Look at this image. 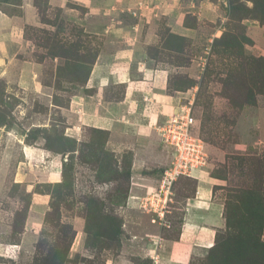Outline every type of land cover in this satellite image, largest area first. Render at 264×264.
<instances>
[{
  "label": "rangeland",
  "instance_id": "rangeland-1",
  "mask_svg": "<svg viewBox=\"0 0 264 264\" xmlns=\"http://www.w3.org/2000/svg\"><path fill=\"white\" fill-rule=\"evenodd\" d=\"M124 46L162 70L163 93L191 101L205 144L208 164L177 179L161 209L197 183L210 191L213 241L190 264H264V0H0V244L18 249L0 264L149 263L129 257L141 250L122 232L127 215L149 224L127 204L140 141L93 107L123 113V85L90 76ZM157 155L140 170L154 185L168 160ZM180 218L166 215L159 235L176 237Z\"/></svg>",
  "mask_w": 264,
  "mask_h": 264
},
{
  "label": "crops",
  "instance_id": "crops-1",
  "mask_svg": "<svg viewBox=\"0 0 264 264\" xmlns=\"http://www.w3.org/2000/svg\"><path fill=\"white\" fill-rule=\"evenodd\" d=\"M131 53L132 48L124 46L108 56L99 54L92 66L90 76L92 81L97 84L100 83V87L112 80H118V84L123 85L122 101L115 103L117 106L124 107L123 113L120 112V116L112 120L110 117H114H112V113L107 108L110 103L99 102L97 105L93 104L94 112H96L95 117L98 120H102V124L106 129L114 128L119 133L133 131L134 138L140 141L134 148L135 159L132 161L131 166L127 204L129 207L136 205L138 208L141 207L147 215L146 218H148L149 224L140 223L137 226V222L134 219L136 216L127 215L125 223L122 225L123 236L124 238H129V246L141 250V252L138 250L139 256L131 254L130 258L147 261L149 262L147 264H190L193 251L206 250L213 241L214 221L208 213L210 209V191L207 198L203 191L198 192L199 187H206L205 183H197L193 196L186 198L178 208L170 206L166 211L160 209L155 211L148 206L143 208L145 199L143 198V202H141L142 197L152 193L159 180H155L154 185V180L148 175H143L140 170L156 164L158 162V153L161 152L165 156L158 136L153 129V121L160 110L163 112L170 110L180 99L163 93L164 83L160 76V71L162 70L159 67H151L142 57L140 59L135 58L133 55L131 56ZM133 64L134 72L138 75L137 79H133L130 76ZM134 94L138 95V99H133ZM142 96H147L150 102L144 103L141 100ZM98 109L100 110L98 111ZM151 131L155 133L156 137H147V135L151 134ZM152 146L155 150L152 149ZM148 147L151 148L154 158L151 157L148 162L136 159L137 153L143 152ZM157 147L160 148V152ZM198 193L203 196H198ZM172 211L179 212L181 217L176 237H161L159 235L160 227H165L166 230L171 228V224L165 222L164 218L166 215H170ZM157 213H160V216ZM129 218L134 225H127L126 220H129ZM134 229H140L141 232L147 234V238L134 233ZM117 264L133 263L131 260L119 257Z\"/></svg>",
  "mask_w": 264,
  "mask_h": 264
},
{
  "label": "built area",
  "instance_id": "built-area-1",
  "mask_svg": "<svg viewBox=\"0 0 264 264\" xmlns=\"http://www.w3.org/2000/svg\"><path fill=\"white\" fill-rule=\"evenodd\" d=\"M141 100L144 103L150 102L147 96H142ZM153 129L168 159L158 181L157 191L150 198V194H147L144 200L143 208L148 206L156 211L162 209L171 185L177 179L192 177L208 163L205 144L197 133L198 122L192 114L191 101H178L170 110H160L153 121ZM157 215L160 216V213ZM2 253L16 256L17 246L0 244V257H3ZM136 255L139 256L140 253ZM7 257L9 258H5L10 259V256Z\"/></svg>",
  "mask_w": 264,
  "mask_h": 264
}]
</instances>
